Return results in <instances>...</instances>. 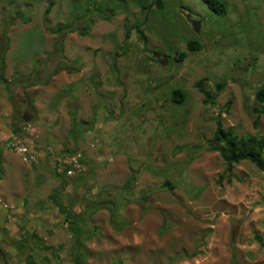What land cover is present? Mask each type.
<instances>
[{"label":"rangeland","instance_id":"1","mask_svg":"<svg viewBox=\"0 0 264 264\" xmlns=\"http://www.w3.org/2000/svg\"><path fill=\"white\" fill-rule=\"evenodd\" d=\"M155 1L0 0V83L16 90L13 78L22 90L14 91L16 101L34 114L20 130L34 133L48 152L59 146L84 155L76 176L55 164L46 175L32 174L36 184L49 176L83 229L77 248L62 218L39 220L43 236L59 231L66 240L64 254L51 262L75 264L78 251L86 264L224 256L264 264V172L244 160L231 182H219L224 160L207 144L218 117L239 135L264 137V113L255 126L254 111L264 109L255 98L264 82V0H222L225 12L204 0ZM192 18L201 20L199 33ZM58 25L65 28L56 31ZM190 39L201 49L190 50ZM201 79L213 95L224 84L208 106L195 85ZM176 88L184 92L180 103L172 100ZM48 187L32 190L57 212ZM2 253L0 264H8Z\"/></svg>","mask_w":264,"mask_h":264},{"label":"crops","instance_id":"2","mask_svg":"<svg viewBox=\"0 0 264 264\" xmlns=\"http://www.w3.org/2000/svg\"><path fill=\"white\" fill-rule=\"evenodd\" d=\"M10 81L16 90H11L0 83V248L3 250V256L1 257L8 264H53L51 259L57 261L64 254L66 250L64 242L66 240L59 231V233H51L50 230L48 236L50 239L51 237L55 238V244L51 245L49 243L50 239L39 233V220L50 222L51 217L55 215L56 219L60 220L62 218L66 222L65 212L56 204L58 201L62 204L63 202L59 200L57 187L51 184L49 176L45 177V180L41 183L42 185L39 184V181L38 184L35 182L34 184L31 178L34 171L41 172L40 174L44 175L48 174L52 170L54 158L58 154H63V152L58 146L54 148V151L52 149L50 154L42 146L36 144L35 135L32 132H30V142L40 158V163L29 165L23 162L17 154L6 148L7 141L15 133L21 131L23 123L26 122L23 115L28 112L14 97V91L22 92L21 86H18L13 78H10ZM37 87L38 85L33 86L34 89H37ZM96 121L111 128H116L118 125L116 122V124L109 123L108 120L100 119ZM33 185H40L42 188L49 186L46 193L47 198L57 206V212L50 207L45 200V196L41 199H39V195L35 197V192L32 190ZM65 185L64 182L63 188H65ZM52 186L54 189L50 191ZM54 193L55 198L52 197ZM64 210H70L77 215V221H80L79 214L75 210L66 206H64ZM58 226H56L57 229L60 228ZM60 234L62 240L59 237ZM72 241L75 242L74 237ZM69 242L70 240L67 245H69ZM225 257H219L218 259H205L203 257L193 260L185 259L178 261L176 264H232Z\"/></svg>","mask_w":264,"mask_h":264},{"label":"trees","instance_id":"3","mask_svg":"<svg viewBox=\"0 0 264 264\" xmlns=\"http://www.w3.org/2000/svg\"><path fill=\"white\" fill-rule=\"evenodd\" d=\"M96 1V0H92ZM206 1L211 8H213L215 11L219 12H225L226 11V4L222 0H204ZM155 3L162 7V0H156ZM54 4V1L50 2V5L45 11L46 16L51 12L52 5ZM144 9H147V7L144 5ZM67 27V26H66ZM65 28L63 25H58L56 28V31H60L61 29ZM85 29L88 28V26L84 27ZM82 34H86L85 31L80 30ZM138 32L141 33V36L147 40V37L142 29L138 26ZM128 37H130V32H128ZM187 46L192 51H198L201 49V43L199 41L190 39L187 42ZM185 57V54H182L177 57V60H182ZM5 65L3 59L0 61V74L4 71ZM204 80L201 79L198 80L195 85L197 88L200 89V91L204 95V103L206 106L213 104L215 98L221 91V89L224 87L223 83L217 84V94L213 95L212 92L205 88L204 86ZM184 98V92L181 89H174L172 92V100L175 103H180L183 101ZM255 98L258 103L263 104L264 103V82L261 84V86L257 89L255 93ZM232 100H229L227 102V107L229 109V106L231 105ZM254 111L257 113V118L255 120V126H258L259 119L261 115L264 113V109H259L257 107L254 108ZM217 128L214 133V136L208 140L207 144L211 150H217L220 152L225 168L223 173L219 176V182H222L225 178H227V181L231 182L232 177L234 176V167L236 164L244 161L249 160L253 164H255L262 172H264V137L256 136V135H239L235 133L232 129L226 128L221 120L220 117L216 120ZM164 187L173 188V184L170 181H166L164 184ZM55 193L53 194V198H55ZM57 206L60 207L63 212L66 214V222L68 224L69 229L73 232L75 243L77 248H80L84 245L83 243V229L80 223L77 221V215L73 214L70 210L65 211L64 205L61 202L56 203ZM99 207H104L105 204H98ZM116 216L114 213H112L111 222L112 224H115L117 228H121L119 225L116 224ZM185 257L190 258V255H186ZM74 262L75 264H86L84 259L81 257V254L77 251L74 253ZM232 264H238L237 260H233Z\"/></svg>","mask_w":264,"mask_h":264},{"label":"built area","instance_id":"4","mask_svg":"<svg viewBox=\"0 0 264 264\" xmlns=\"http://www.w3.org/2000/svg\"><path fill=\"white\" fill-rule=\"evenodd\" d=\"M27 129V127H25ZM30 134L23 131L15 133L6 143V148L17 154L23 162L33 165L39 162V156L30 142ZM56 168L68 177L76 176L85 169L82 151L58 154L54 158ZM1 201V196H0Z\"/></svg>","mask_w":264,"mask_h":264},{"label":"water","instance_id":"5","mask_svg":"<svg viewBox=\"0 0 264 264\" xmlns=\"http://www.w3.org/2000/svg\"><path fill=\"white\" fill-rule=\"evenodd\" d=\"M191 23L195 32L199 33L201 31V20L200 19H191ZM34 118V115L30 112H25L23 119L26 122H31Z\"/></svg>","mask_w":264,"mask_h":264}]
</instances>
